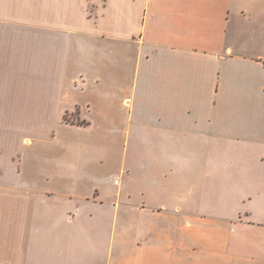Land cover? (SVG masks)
Here are the masks:
<instances>
[{
    "label": "crops",
    "instance_id": "0c3cea01",
    "mask_svg": "<svg viewBox=\"0 0 264 264\" xmlns=\"http://www.w3.org/2000/svg\"><path fill=\"white\" fill-rule=\"evenodd\" d=\"M0 264H264V0H0Z\"/></svg>",
    "mask_w": 264,
    "mask_h": 264
},
{
    "label": "rangeland",
    "instance_id": "374dc122",
    "mask_svg": "<svg viewBox=\"0 0 264 264\" xmlns=\"http://www.w3.org/2000/svg\"><path fill=\"white\" fill-rule=\"evenodd\" d=\"M64 122L65 123H69V117L68 116H65L64 117ZM57 133H58V138H59V141H62V143H59L57 144V148L55 145H52V146H45L44 148H47V149H56V150H59L61 152V149L63 147L66 146L67 142L69 141V127L67 126H64V125H59L58 126V130H57ZM63 143L65 145H63ZM43 163V162H42Z\"/></svg>",
    "mask_w": 264,
    "mask_h": 264
}]
</instances>
